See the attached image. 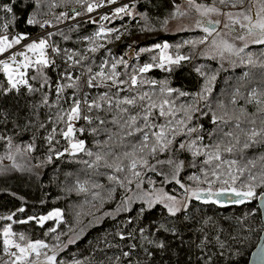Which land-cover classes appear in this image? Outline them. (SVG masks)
I'll list each match as a JSON object with an SVG mask.
<instances>
[{"label":"trees","instance_id":"obj_1","mask_svg":"<svg viewBox=\"0 0 264 264\" xmlns=\"http://www.w3.org/2000/svg\"><path fill=\"white\" fill-rule=\"evenodd\" d=\"M181 1L133 0L127 3L135 11L132 19L127 16H123L122 19L109 16L110 20H104L100 25L93 23V19L89 18L59 28L51 32L50 37L47 34L45 38H48L49 44L60 50L59 53H49L50 58L56 61V67L47 70L52 87L42 88L35 94H29L22 89V94L19 96L9 94L8 97L0 99V109L6 116V119L0 122V136L12 139L11 148L7 140L0 139V158H2L0 169H3L0 171V217L16 213L12 221L0 219V264H5V261L10 264L11 260V257L5 253L3 245V230L8 225L12 226V231L15 233L12 239L18 243L42 240L49 245V249L41 250L39 260L44 259V253L51 255L53 246L59 245L56 248L58 264H77V262L79 264H247L250 253L256 247L263 230L260 212L247 215L258 207L257 201L224 207L193 201L195 206L190 207L187 213L192 220L179 225L184 240L182 245L180 239L167 233L154 235L151 231L153 221L159 223L173 220L167 215L163 206L157 205L152 211L146 212L141 219L139 208L144 206L143 201L140 200L138 203L134 200L136 195L141 196L144 191H150L151 187L158 186L180 197L183 195V189H180L179 185L175 182L163 183L162 175L145 169H138L142 171L144 179L141 189H136L133 183L128 186L131 190L126 191L108 179L109 175L120 177L129 175L127 172L115 173L114 168H108L106 164L115 165L122 162L123 165H128L130 161L123 157V153L132 150L129 146L130 141L134 143L139 141L136 137H127L123 139L125 146H120L123 133L111 123L99 124L97 116L110 121L118 111L113 109L109 113L107 104L100 101V96L105 92L114 101L123 97L138 98L145 92L158 104L163 99L170 101L166 107L171 108V113L165 117L155 118L153 123L167 125L171 120L173 127L182 134L176 136L173 150L158 153L155 159L149 157V161L155 164L157 159L167 160L170 157L184 161L185 166L179 178L185 185L207 188L208 184L203 182L205 172L208 173V179L214 180L211 172L215 170L221 174L223 180L228 178L229 171L240 175L237 169L244 168L243 175L235 185L239 188L242 186L241 181L246 180L250 174L257 176L259 180L264 173V161L259 159L264 156V144L243 148L253 129L259 131L264 128V124L261 123L264 120V112L261 111L264 109V67L261 66L264 65V45L249 44L247 47H241L244 51L234 55L233 65L230 68L203 57L201 47L204 43L199 41L205 42V37L208 36L203 29L172 33L167 30L168 19L172 17L174 8ZM233 2L234 0H224V3H221V0H194L193 4L200 5L201 8L213 7L217 10L238 13L246 12L250 3L255 4L256 11L260 8L259 0H245L243 5L237 4L236 7L232 6ZM8 4L13 5L14 12L7 13L0 10V25L3 23L9 25L6 31L0 28V34L8 32L7 35L10 37L18 33H26L29 37L39 32L41 27L38 24L29 25L26 22L32 16H35L40 23L49 21V24L54 26L63 21L64 17L61 13H67L72 9L80 11L81 15L87 13L86 5L82 7L81 4L76 3V0H42L39 5L36 0H23V3L20 0H0V5ZM196 12L200 13L197 9ZM142 13L146 14L148 19H144ZM197 16L201 18L200 14ZM101 26L112 27L118 31L96 39L95 43L85 39L93 37ZM117 36L119 39H116ZM220 36L222 41L230 42L228 36L226 39L224 34L218 37ZM185 41L189 43H184ZM164 43L169 44V53L174 57L183 55L189 59L181 61L179 66L172 65L171 72L154 67L148 73H139L138 69L141 66L154 63L153 56L159 55V50H155L154 46ZM98 45L103 47H98L96 52L89 50ZM141 49L154 50L142 52ZM77 53L79 55H76ZM69 55H72L74 60H80V64L69 61L67 59ZM121 57L127 61V67L123 64L117 66L116 71L121 74L118 79L129 81L130 76L136 75L138 79L136 88H130L128 83H125L120 85L124 91L117 92L115 87H109L111 81L101 83L99 77L96 83L100 86L93 88L86 86L85 81L90 75L101 71L102 68L105 73H110L111 64ZM249 57L254 61L253 64L248 63ZM88 68L92 69L91 73L87 71ZM197 68H200L204 75L198 73ZM64 71L69 72L73 78L79 76L80 87L66 89L63 97L58 100L55 94L56 82H69L61 79L60 74ZM34 72L35 69L29 70L30 75ZM212 75H216L212 91L210 94L204 93L206 98L201 99L200 94L207 78ZM6 80L5 74L0 72V84H6ZM140 80H156L158 83L155 86L150 83L140 85ZM165 80L168 81L169 87L178 89L186 95L180 96L178 92H173L171 95L167 92L162 93L159 82ZM30 82L34 87L40 86V82ZM73 93L76 99H87L89 103L95 100L104 104L103 110L93 109L88 113L93 117L92 124L86 121L79 122V127H84L85 132L83 135L77 133L76 137L84 140L86 149L92 151L94 155L89 157L85 153H79L72 156L65 153L57 159V152H64L65 148H69L68 141L60 134V130H66V126L59 122L57 117L70 109L72 105L70 97ZM45 94L48 96L47 104H43ZM140 103L146 104L147 101L138 100L137 104ZM125 107L130 108V114L139 111L138 106ZM153 111L158 112V110ZM188 115H191V120L188 119ZM214 115L222 119L213 123ZM178 121H184L187 127L179 125ZM41 124L44 127L41 128ZM237 124L239 127L236 126ZM93 127L98 129L96 134L91 132ZM53 128L57 131L51 145L54 151L50 152L46 138ZM188 128H196L197 131L189 134ZM157 130L158 128L150 131ZM109 132L117 133L112 141L108 140ZM226 133L231 135H225ZM201 136L203 140L198 139ZM169 138H172L171 133ZM193 140H196V146L203 147L206 153L213 152L215 145L221 143L222 159L205 164L203 161L208 159L207 155L193 157L187 149L178 148L180 142L187 146ZM153 141L154 138L150 135L149 143ZM28 144H34L35 149L26 151ZM17 146L20 148L19 153L16 152ZM226 146H234L233 152H224L223 148ZM96 153L105 156V159L96 163ZM8 155L14 156V159H8ZM50 155L53 157L52 162H48ZM233 160L237 161L234 165L231 164ZM83 161H89L94 166L89 168ZM249 161H254L255 167H252ZM157 171L168 173L169 166L157 165ZM193 176L200 177L201 182L197 183L189 178ZM77 180L85 183L88 191H69L76 188ZM150 181H155V184ZM97 184L102 187H95L94 185ZM222 186L224 185L220 181H216L212 188L217 190ZM111 188L116 189V194L115 199L109 200L108 190ZM126 196L133 198V203L130 205L132 211H121L117 214L115 209ZM21 207L25 209L24 212L17 211ZM57 209L63 212L60 223L52 219L41 227L35 220L26 224L16 222L28 217L45 216ZM106 213L112 215H105ZM178 215L183 220L185 214ZM208 218L211 220L207 226H204L202 221ZM98 219L102 221L97 223ZM169 226L171 227L172 224L169 223ZM202 227L203 231H200ZM52 228L56 231L51 232ZM141 228L145 229L143 233L140 232ZM20 234L26 237L25 241H19ZM58 235L59 241L55 239ZM121 235L125 238L121 239ZM205 236L207 241H204ZM157 238L165 239L169 244L168 251L161 252L148 244V240ZM69 239H74L75 243L69 244ZM221 244L223 248L220 247ZM197 245L201 247L198 248ZM146 248L153 252L151 257L144 251ZM221 251L224 253L223 256L219 255ZM125 252H129L130 255L125 257ZM209 257H211L210 261ZM29 259L37 258L32 254Z\"/></svg>","mask_w":264,"mask_h":264},{"label":"snow or ice","instance_id":"obj_2","mask_svg":"<svg viewBox=\"0 0 264 264\" xmlns=\"http://www.w3.org/2000/svg\"><path fill=\"white\" fill-rule=\"evenodd\" d=\"M21 3H23V0H20ZM188 2L191 4L193 3V0H188ZM245 0H234L232 6L236 7L237 4L243 5ZM37 5L42 3V0H36ZM76 3L81 4V6L86 5V12L92 13L97 8L105 7L107 5H113L117 4L118 0H94V2H88V0H76ZM221 3H224V0H221ZM260 8L259 11H256L255 4H251L249 8L246 10V12H241L238 15L242 17L243 21H246V23L242 22L241 19H232L231 14H229V19L231 21V24L225 25V27L229 28V31H233L234 25H239L241 29H244L245 31L241 33H237L235 36V39L238 40H244L245 41V47L248 46V43L256 44V45H264V0H259ZM0 10H3L7 13H13L14 7L12 4L8 5H0ZM178 11V10H177ZM197 11L201 12V15H208V13L217 12L218 10L213 7H207V8H201L200 6H197ZM82 13L80 11H74V16H80ZM183 15V13H180ZM131 16L132 12L130 10V7L128 4H123L121 6L116 7L112 11V17L120 18L122 19L123 16ZM144 19H148V16L144 13L141 14ZM61 16L67 18V13H61ZM60 17H57L59 19ZM102 20H110V17L108 15H103L101 17ZM29 25H39L41 28H44L45 25L49 24V21H45L44 23H40L35 16H32L27 19L26 21ZM96 21L93 20V23ZM208 24H212V27H204V32L207 33L209 36L212 35L213 32L216 31L214 22L208 21ZM215 23H219L216 21ZM197 26L200 27L201 23L198 21ZM9 27L8 23H3L0 25V28L3 30H7ZM113 31H118L117 29H105L103 26L100 27V29L95 33L93 37H86L85 39H88L92 41V43H95V40L98 38H101L103 36H107L109 33ZM49 37L52 35L51 33L48 34ZM207 37H205L206 39ZM29 37L26 33L23 34H16L13 36H9L7 34H0V55L9 53L10 49H13L16 45H21L22 41L28 40ZM116 39H119L117 36ZM184 43H189L188 41H185ZM199 43H204V40H200ZM213 44H216V41H213ZM26 51H15L9 53L6 59H0V72L4 73L7 80L6 84H0V99L6 98L9 96V94H15L17 96L22 94V89L26 90L29 94H35L36 92H39L42 88H51V77L47 74V70L54 69L56 67V61L54 59H51L49 56L48 50L51 49L52 52L59 53V49L53 47L49 44L48 38L41 37L38 40H33L30 43H27L25 45H22ZM98 47H103V45H98L95 47H91L89 50L92 52H96ZM169 44L164 43L163 45L157 44L154 46L155 50H159L158 56H153L154 63H146L143 66H141L138 69V72L148 73L150 72L154 67L164 69L166 71L171 72L172 65L179 66L181 64V61L188 60L189 57L183 56V55H176L175 57L169 53ZM179 47V46H178ZM154 49H141L142 52L144 51H153ZM224 51L229 53H235L239 54L240 52H243L244 49H234L232 44L227 43L226 41L223 42V51L220 52V55L223 56ZM31 53L32 55H29ZM76 55H79L78 53ZM18 57H22V60H18ZM69 61H72L73 64H80V60H74L72 55H69L67 57ZM249 64H253L254 61L249 57L248 60ZM107 62H105V65ZM119 64H123L125 67H127V61H125L122 57L117 60L116 62L111 64V71L110 73H105L103 71V68L101 71L90 75L88 79L85 81V84L89 88L98 87L96 83L97 78L99 77L101 80V83L104 81H111V85L109 87H115L117 89V92L124 91L123 88H120V85H123L125 83H128L130 88H136L138 86V79L136 75H132L129 78V81H124L118 79L121 75L119 72L116 71L117 66ZM264 67V65H261ZM30 69H35V72L33 74H29ZM87 71L89 73L92 72L91 68H88ZM196 71L200 73L201 75H204V73L201 71L200 68H197ZM62 80L69 81L68 83H60L56 82L55 86V94L57 96V99L63 97V93L66 89L72 88V89H79L80 85L78 81L80 80V77L77 76L73 78V76L67 72L64 71L61 74ZM216 80V75H212L207 78V82L202 90V93L200 94V98L204 99L206 98L204 96V93L210 94L212 91V85L213 82ZM32 82H40L39 87H34ZM144 83H150L151 85L155 86L157 85L156 80L146 81V80H140L139 84L142 85ZM160 84V91L167 92L169 95H171L173 92H178L180 96L186 95V93L179 91L178 89H173L168 86V81H161ZM72 100V105L70 109L66 112H62L58 115L57 120L59 122H62L66 126V130L61 129L60 134L63 136L64 139H66L69 143V148H65L64 152H57L56 158L59 159L60 157L64 156L65 153H69L72 156H76L79 153H85L87 156L92 157L94 153L90 150H87L85 147V142L82 139H77V133L83 135L85 132L84 127H76V123L80 120L86 121L88 124L93 123V117L89 115L88 113L92 112L93 109L97 110H103L104 104L99 103L97 101H92L89 103L87 99H76L75 93H73L72 97H70ZM147 101L146 104L140 103L137 104V101ZM100 101H104L108 106L109 113L112 112L113 109H117L118 111L112 116V119L109 121L107 119H101L99 116L96 117V119L99 121V124L106 125L111 123L112 125H115L120 132L123 133V136L121 137V144L120 146H125L123 144V139L127 137H136V139L139 141V143L129 142V146L132 148L131 151H125L123 153V157L125 159H128L130 162L128 165H123L121 163H117L115 165L113 164H106V167L108 168H114L115 173H123L127 172L129 175H125L124 177H120L118 175H109L108 179L110 181H114L117 185H119L120 188H124L126 191H130L131 189L128 187L129 185H132L135 183L136 189H141L142 185L144 183L143 179V173L142 171L138 169H145L150 172H156L157 175H162L164 177L163 183L170 184L172 182H175V184L179 185L180 189H183V195L179 198L176 195H170L168 192H165L163 188H155L153 187L151 191H144L143 195L138 196L137 199L143 201V205L139 208V216L142 219L144 217V214L146 212L152 211L157 205H162L163 208L166 210L167 215L171 218H173L172 221H161L157 223L156 221L152 222L151 231L153 234H159L161 232L167 233L177 239H180L181 244H184V240L180 234V227L179 225L183 224L185 221H191L192 217L188 215V211L190 207H194L193 201L200 202L205 205H219L221 207H224L228 204L231 205H244L246 203H251L253 201H259V205L257 208L253 209L247 215H255L256 212H260L261 215H264V173L261 174L259 180L257 176L255 175H249L246 180L241 181L242 186L236 187L237 180L240 179V176L243 175L245 169L244 168H238L237 172L240 175H235L231 171L227 173V179L221 180V174H219L217 171L213 170L211 172V176L214 177V180L208 179V173L205 172L204 174V181L208 184L207 188H200L196 187L193 188L191 186H187L184 183L181 182L180 172L184 168L185 164L182 160H175L171 157L167 160H156L155 164H151L149 161V157L155 159L158 153H165L168 151L173 150V145L175 142V138L178 135H181L182 133L180 131H177L175 127L172 125V121L169 120L167 125L164 124H156L153 123V120L157 117H165L171 113V108H168L170 104V101L168 99H163L159 104L150 96L147 92L143 93L142 95H139V97H123L118 98L115 101L109 97L108 93L105 92L100 96ZM48 103V96L45 94L43 98V104ZM235 103V101H233ZM259 103V101H258ZM83 104V108L81 105ZM125 106H132L133 108H136L138 106L139 111H137L135 114H130V108ZM153 110H158V112H154ZM198 110V109H197ZM262 112H264V109H261ZM187 115V113H186ZM6 119V116L3 114V110L0 109V122L4 121ZM188 119L191 120V115H188ZM222 119L221 117H216L215 115L212 117L213 123H216L217 120ZM179 125L183 127H187L184 121H178ZM224 123H227V121H224ZM252 123L254 124L255 121L253 120ZM262 124H264V120L261 121ZM141 124L143 126H141ZM239 127V124L236 125ZM40 127H44L43 124L40 125ZM157 131H150L152 129H157ZM57 129L53 128L51 130V133L48 135L47 142L50 145L49 151H54V148L51 147L53 140L55 139ZM98 131L97 128L93 127L91 129V132L93 134H96ZM105 131H108L105 129ZM188 133L191 134L193 132H196V128H188ZM169 133H171V137L169 138ZM117 135V133H111L109 132L108 140L112 141L113 136ZM150 135L154 138V141L150 144ZM225 135H231V133H226ZM0 139L7 140L9 148L12 147V139L11 137H4L0 136ZM199 140H203V137H198ZM58 142V141H57ZM107 144V142H105ZM237 143H239V140H237ZM256 144H264V128H261L259 131L253 129L248 136V140L243 144L244 149H248L250 147H253ZM178 148L183 150L187 149V151L192 153L193 157H199L202 155H207L208 159L204 160L203 163L205 164H211L213 160L220 161L222 159L221 157V143H217L215 145V150L211 153H206L204 151L203 147H197L196 146V140H193L191 143H189L187 146L180 142L178 144ZM234 146H226L223 148L224 152L232 153ZM35 149L34 144H28L26 147V151H33ZM16 152H20V148L16 147ZM111 154V153H109ZM10 160L14 159V156L8 155L7 157ZM2 159V158H0ZM53 157L50 155L48 157V162H52ZM105 156L100 155L99 153L95 154V162L98 163L101 160H104ZM119 159V157H117ZM261 161H264V156H261L259 158ZM84 164L88 165L89 168L93 167L94 164L90 163L89 161H83ZM237 161L233 160L231 161V164H236ZM249 163L252 165V167H255L254 161H249ZM157 165H167L169 166V172L165 173L163 171H157ZM218 167V166H217ZM0 171H3V169H0ZM190 179H193L197 181V183H200V177H189ZM216 181H220L222 187H220L217 190H213L212 185ZM150 183L155 184V181H150ZM95 187H102V185H94ZM78 191V192H86L88 189L85 186V183H81L79 180L76 182V188L75 189H69V191ZM175 191V189H173ZM116 189L111 188L108 190V199L112 200L115 199ZM99 195L98 193L96 194ZM226 198V199H222ZM133 203V198L131 196H126L124 200L117 205L115 212L118 214L121 211L130 212L132 211L131 204ZM17 211L24 212L25 209L23 207L19 208ZM185 214L183 216V220L180 219L178 214ZM16 215L15 212L8 216L0 217V219H5L8 221H12L13 217ZM79 215V214H78ZM105 215H112V213H106ZM56 219L57 223H60L63 219V212L59 209L48 213L45 216L40 217H28L25 220H19L16 221L18 223H28L29 221L35 220L38 225L41 227L44 226L45 222L48 220ZM211 218H208L204 221H202L204 226H207ZM131 222V220H129ZM169 223L172 224V226H169ZM51 232H55L56 229L52 228L50 229ZM145 231L144 228L140 229V232L143 233ZM200 231H203V227L200 229ZM15 235L12 231V226L8 225L3 230V245H4V251L9 252L10 248H15L17 251L15 252H9V255L11 257L10 264H58L57 261V251L56 248L59 247V245L53 246L51 249L52 254L48 255L47 253H44V261H39V257L41 256V250L42 249H49V245L45 243L42 240H36V241H28L27 243H18L16 240L12 239V237ZM125 237L121 235V239H124ZM19 241H25L26 237L23 234H20L18 237ZM57 241H59L60 237L59 235L55 238ZM218 239V237H217ZM204 241H207V236L204 237ZM148 244L161 252H165L169 250V244L165 241V239L157 238L155 240H148ZM69 244L75 243L74 239H69ZM203 243V241H202ZM67 245H65V248ZM133 248L135 245L132 246ZM197 247H201V245H197ZM221 248H223V244L220 245ZM63 251V249H61ZM144 251L147 253L149 257L153 255V252L149 249H144ZM32 254H35V257L37 259L30 260L29 257L32 256ZM130 255L129 252H125L124 256L128 257ZM220 256H223V251L219 252ZM255 258V264H264V245H261L257 251L253 254ZM203 259V257H201ZM208 260H211V257L208 258ZM5 264H9L8 261H5ZM79 264V262H77Z\"/></svg>","mask_w":264,"mask_h":264},{"label":"rangeland","instance_id":"obj_3","mask_svg":"<svg viewBox=\"0 0 264 264\" xmlns=\"http://www.w3.org/2000/svg\"><path fill=\"white\" fill-rule=\"evenodd\" d=\"M197 6H200V5H195L193 3L190 4L188 2V0H182L181 2H179L176 5V7L174 8L172 17L170 19H168V22L166 25L167 30L172 33V32H176V31L192 30V29H196V28L204 29V27H210V25H212V24H208L207 23L208 21L214 22V24H216V26H215L216 31L213 32L212 35L207 36L203 46L201 47V54L203 57L215 60L227 68L232 67L235 53L234 52L229 53V52L224 51L223 56H221L220 52L223 51V42L224 41H222L221 36L220 37H218V36L221 34H224L225 39H226V36H228L230 38L229 44H232L234 49H237V50L240 49L241 47H243L245 45V41L235 39V36L237 33L242 34L245 30L241 29L239 27V25H234L233 31H229V28L225 27V25L231 24V21L229 19V14H231L232 19L239 18L244 23H246V21H243L242 17H240L238 15L239 14L238 12H230V11H225V10H218L217 12L208 13V15L204 16V15H201V12L200 13L196 12ZM130 10L132 12V15L131 16L125 15V16L132 19L135 16V11H134L133 7H130ZM180 13H183V15H181ZM199 14L201 15V18H199L197 16ZM198 21L201 23L200 27L197 26ZM216 21H218L219 23H215ZM5 34H8V32H5ZM217 37H218V39H217ZM38 39H35V40H38ZM216 40H218V41H216ZM213 41H216V44H213ZM225 41L228 43V40H225ZM249 44H252V43L249 42L248 45ZM20 51H26V49H24L22 47L20 49ZM3 55H0V59H6L7 58V57H3ZM29 55H32V54L29 53ZM22 59H23L22 57H21V59L18 58V60H22ZM152 188L153 187H151V190H152ZM155 188H162V187L158 186ZM168 193L170 194V192H168ZM170 195H173V194H170ZM137 197L138 196L136 195L134 197V200H136L139 203L140 200H138ZM159 206H162V205H159ZM101 221H102L101 219H98L96 222L99 223ZM5 253L8 256H10L9 252H5ZM39 261L43 262L44 259L39 260Z\"/></svg>","mask_w":264,"mask_h":264},{"label":"built area","instance_id":"obj_4","mask_svg":"<svg viewBox=\"0 0 264 264\" xmlns=\"http://www.w3.org/2000/svg\"><path fill=\"white\" fill-rule=\"evenodd\" d=\"M132 1L133 0H119L117 4H113V5H107L106 4L105 7L97 8L92 13H86L84 15L75 16V18H73L74 12L72 10H70V11L67 12V18L64 17L63 21L60 24H57V25H54V26L50 25V24L45 25V27L41 28L39 32L30 35L28 40L22 41L21 45H16L13 49H11L9 51V53L15 52V51H20V49L22 48V45H25V44H27V43L35 40V39H38V38H41V37H45L47 34L53 32V31H55V30H57L59 28H62L64 26H68V25L77 23V22L82 21L84 19L91 18V19L96 21L95 23L101 25V24H103V21H104V20L101 19V17L103 15L112 16V11L116 7L121 6L123 4L130 3ZM105 29L107 30V29H113V28L112 27H107ZM113 32H111V33H113ZM48 52L51 53V54L55 53V52H52L51 49H49ZM9 53L4 54L3 56L8 55ZM18 58L21 59V57H18ZM82 108H83V104H82ZM79 122H84V120L75 122L77 128H79ZM15 251H17L15 248H10L9 249V252H15Z\"/></svg>","mask_w":264,"mask_h":264},{"label":"water","instance_id":"obj_5","mask_svg":"<svg viewBox=\"0 0 264 264\" xmlns=\"http://www.w3.org/2000/svg\"><path fill=\"white\" fill-rule=\"evenodd\" d=\"M72 11L74 12V11H76V9H72ZM212 26L213 25H210V27H212ZM214 26H216V24H214ZM222 199H226V198H222ZM228 205H231V204H228ZM228 205H226V206H228ZM257 205H259V201H257ZM261 220H262V224H263V230H262V233H261V235L259 237V240L257 242L256 247L250 253V256H249V259H248L247 264H255V258H254V255L253 254L257 251V249L261 245H264V215H261ZM40 260H43V259H40Z\"/></svg>","mask_w":264,"mask_h":264},{"label":"crops","instance_id":"obj_6","mask_svg":"<svg viewBox=\"0 0 264 264\" xmlns=\"http://www.w3.org/2000/svg\"><path fill=\"white\" fill-rule=\"evenodd\" d=\"M15 47V46H14Z\"/></svg>","mask_w":264,"mask_h":264}]
</instances>
